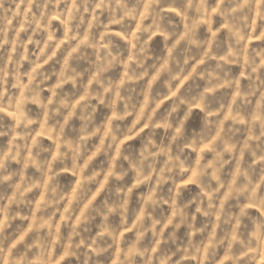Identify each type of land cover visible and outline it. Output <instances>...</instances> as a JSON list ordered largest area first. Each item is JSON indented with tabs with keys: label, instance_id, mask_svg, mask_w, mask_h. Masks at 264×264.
Returning <instances> with one entry per match:
<instances>
[{
	"label": "clouds",
	"instance_id": "obj_1",
	"mask_svg": "<svg viewBox=\"0 0 264 264\" xmlns=\"http://www.w3.org/2000/svg\"><path fill=\"white\" fill-rule=\"evenodd\" d=\"M0 264H264V0H0Z\"/></svg>",
	"mask_w": 264,
	"mask_h": 264
}]
</instances>
